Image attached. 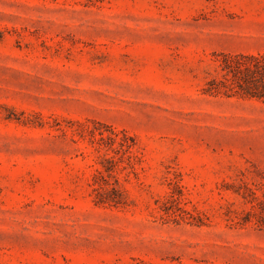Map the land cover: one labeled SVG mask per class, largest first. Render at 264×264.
<instances>
[{
    "label": "rangeland",
    "instance_id": "1",
    "mask_svg": "<svg viewBox=\"0 0 264 264\" xmlns=\"http://www.w3.org/2000/svg\"><path fill=\"white\" fill-rule=\"evenodd\" d=\"M258 54L264 0H0V264H264Z\"/></svg>",
    "mask_w": 264,
    "mask_h": 264
},
{
    "label": "trees",
    "instance_id": "2",
    "mask_svg": "<svg viewBox=\"0 0 264 264\" xmlns=\"http://www.w3.org/2000/svg\"><path fill=\"white\" fill-rule=\"evenodd\" d=\"M247 59L248 62L232 61L229 57L225 56L220 67L224 72V78L228 76L229 73L232 74L233 80H235L236 87L239 91H235L236 94H245L249 97H256L264 100V54L258 55H246L243 56ZM225 84L216 79L210 78L205 83L203 91L211 95L225 94ZM229 90H231L229 88ZM232 91V90H231ZM114 136V132H111ZM109 139H113L112 136H107ZM131 138L132 143H126L125 149H129L133 145V139ZM106 162L111 163V160L104 158ZM112 169V164L104 166V171L109 172ZM101 176L102 184H107V181L102 176L103 174L99 171ZM109 174V173H108ZM116 182V180H115ZM102 186L99 188L101 189ZM95 204H108L118 206L123 204L121 197V192L116 186H111L109 189L104 192H98L97 197L93 199ZM143 264V263H140Z\"/></svg>",
    "mask_w": 264,
    "mask_h": 264
}]
</instances>
